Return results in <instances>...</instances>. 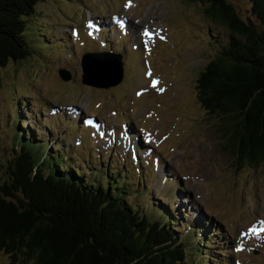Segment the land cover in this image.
<instances>
[{"label":"rangeland","instance_id":"1","mask_svg":"<svg viewBox=\"0 0 264 264\" xmlns=\"http://www.w3.org/2000/svg\"><path fill=\"white\" fill-rule=\"evenodd\" d=\"M227 2L241 20L255 21L249 2ZM205 7L188 0H42L27 26L35 54L0 70V180L13 144L12 107L25 100L27 122L37 116L34 126L43 136L53 132L85 178L91 170L81 160L95 168L108 163L132 191L145 184L139 206L178 207L181 228L194 218L212 225V264H264V169L236 165L221 121L197 97L199 72L228 41ZM96 52L122 54L121 83L82 84V57ZM62 69L70 81L59 77ZM0 264H10L3 253Z\"/></svg>","mask_w":264,"mask_h":264},{"label":"trees","instance_id":"2","mask_svg":"<svg viewBox=\"0 0 264 264\" xmlns=\"http://www.w3.org/2000/svg\"><path fill=\"white\" fill-rule=\"evenodd\" d=\"M41 1L0 0V70L35 54L27 26ZM188 1L206 5L205 16L228 31L220 54L198 74V101L221 121L224 149L236 165L264 169V0H246L253 23L227 0ZM24 101L12 107L13 144L0 180V253L10 264L214 262L212 225L194 218L181 228L178 207L139 206L145 184L132 191L108 163L95 168L80 159L91 170L85 178L53 132L43 136L34 126L37 116L27 122Z\"/></svg>","mask_w":264,"mask_h":264},{"label":"water","instance_id":"3","mask_svg":"<svg viewBox=\"0 0 264 264\" xmlns=\"http://www.w3.org/2000/svg\"><path fill=\"white\" fill-rule=\"evenodd\" d=\"M82 84L99 89H109L122 82L124 71L122 55L111 52L86 53L81 61ZM59 77L70 81L66 70H59ZM104 79V80H103Z\"/></svg>","mask_w":264,"mask_h":264},{"label":"snow or ice","instance_id":"4","mask_svg":"<svg viewBox=\"0 0 264 264\" xmlns=\"http://www.w3.org/2000/svg\"><path fill=\"white\" fill-rule=\"evenodd\" d=\"M126 6H127V5H126ZM121 26H123V24H122ZM143 35H144V36H149V35H150L147 29L144 30ZM161 39H163V37H161ZM148 75H151V72H150V71H149ZM157 83H158V81H156V80H153V81H152V84H153L154 87H155V85H156ZM160 91L163 92L164 90H163V89H160ZM137 95H140V93H137ZM88 123H91V121H88ZM241 250H242L241 247H237V248H236V251H241ZM238 264H239V262H238Z\"/></svg>","mask_w":264,"mask_h":264},{"label":"bare ground","instance_id":"5","mask_svg":"<svg viewBox=\"0 0 264 264\" xmlns=\"http://www.w3.org/2000/svg\"><path fill=\"white\" fill-rule=\"evenodd\" d=\"M91 18V17H90ZM90 22V21H89ZM91 24H93V27H95L96 29L99 28L97 24H95L93 21L90 22ZM125 25V24H124ZM91 26V25H90ZM126 26V25H125ZM103 28V27H102ZM141 29V28H140ZM91 30V29H90ZM92 31V30H91ZM138 35V34H137ZM141 36V34H140ZM139 38V37H138ZM143 39H147L146 36L143 37ZM146 41V40H145Z\"/></svg>","mask_w":264,"mask_h":264}]
</instances>
